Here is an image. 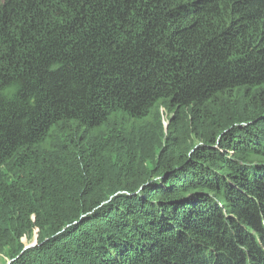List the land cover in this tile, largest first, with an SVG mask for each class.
<instances>
[{
  "label": "trees",
  "instance_id": "trees-1",
  "mask_svg": "<svg viewBox=\"0 0 264 264\" xmlns=\"http://www.w3.org/2000/svg\"><path fill=\"white\" fill-rule=\"evenodd\" d=\"M0 264H264V0H0Z\"/></svg>",
  "mask_w": 264,
  "mask_h": 264
},
{
  "label": "rangeland",
  "instance_id": "rangeland-1",
  "mask_svg": "<svg viewBox=\"0 0 264 264\" xmlns=\"http://www.w3.org/2000/svg\"><path fill=\"white\" fill-rule=\"evenodd\" d=\"M162 121H163V125L166 126V121L164 122V115H161Z\"/></svg>",
  "mask_w": 264,
  "mask_h": 264
}]
</instances>
